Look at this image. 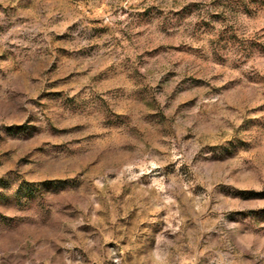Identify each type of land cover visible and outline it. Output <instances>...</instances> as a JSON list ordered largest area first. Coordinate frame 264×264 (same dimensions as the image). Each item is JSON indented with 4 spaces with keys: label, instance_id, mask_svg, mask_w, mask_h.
I'll return each instance as SVG.
<instances>
[{
    "label": "rangeland",
    "instance_id": "obj_1",
    "mask_svg": "<svg viewBox=\"0 0 264 264\" xmlns=\"http://www.w3.org/2000/svg\"><path fill=\"white\" fill-rule=\"evenodd\" d=\"M0 264H264V0H0Z\"/></svg>",
    "mask_w": 264,
    "mask_h": 264
}]
</instances>
